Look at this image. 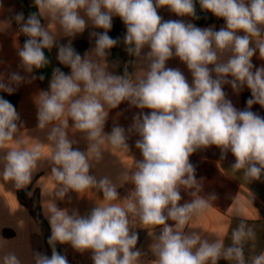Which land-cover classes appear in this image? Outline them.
I'll return each instance as SVG.
<instances>
[{"label": "clouds", "instance_id": "obj_1", "mask_svg": "<svg viewBox=\"0 0 264 264\" xmlns=\"http://www.w3.org/2000/svg\"><path fill=\"white\" fill-rule=\"evenodd\" d=\"M197 3L202 12L222 19L223 26L202 28L159 15V9L167 8L177 17L196 20ZM34 6L27 17L17 12L0 21L6 30L15 22L26 37L22 45L17 38L14 47L18 68L27 74L11 72L7 82L0 75V92L12 95L20 85L32 83L37 78L33 73L51 64L45 49L56 48L58 63L70 69L65 73L53 67L48 90L34 99L48 155L43 142L24 145L17 135L23 125L20 114L0 96V177L26 189L46 163L54 181L53 200L44 209L51 255L32 250L34 264H69L58 244L91 253L93 264H264V252L245 255L256 233L243 219L231 230L228 246L187 228L217 199L215 193L198 196L202 186L190 161L194 153L215 147L221 161L231 153L230 168L249 183L264 176V116L252 111L256 104L264 108V63H253L254 57L264 61V0H34ZM114 17L125 26L122 43L133 58L122 74L116 71L120 62L108 59L121 43L109 35ZM88 28L94 43L81 55L73 40ZM61 38L67 43H59ZM174 58L186 66L191 82L179 68L167 66ZM136 63H142L143 72L133 77L128 65ZM226 85L237 95L250 91L243 110L228 98ZM125 102L138 110L131 124L114 123L105 132L110 112ZM69 130L82 134L85 151L74 148L77 141ZM132 136L138 137L134 143L142 157H133L134 170L122 171L116 180L91 174L93 161L103 158L105 142L130 152ZM11 141L17 146L7 147ZM129 183L121 197L118 189ZM89 190L102 198L83 215L56 204L65 197L70 203L71 192L83 198ZM182 190L192 199L181 203ZM138 228L151 237L150 261L142 260L145 253L137 248ZM3 248L0 242V264H23L15 251Z\"/></svg>", "mask_w": 264, "mask_h": 264}, {"label": "crops", "instance_id": "obj_2", "mask_svg": "<svg viewBox=\"0 0 264 264\" xmlns=\"http://www.w3.org/2000/svg\"><path fill=\"white\" fill-rule=\"evenodd\" d=\"M2 2L4 7L0 9V21L11 19L15 13L22 12L16 0H2ZM28 2L31 6L35 7L34 0H28ZM159 15L164 20L184 19L186 22L194 23L189 17L180 18L175 16L167 8L159 9ZM43 23L46 24L47 22L43 21ZM223 24L214 23L209 26L215 25L216 29H219ZM6 27V25L0 24V75L4 76L5 82H7V76L11 72L20 71L22 75H27L18 68L19 60L16 48L14 47L17 38L20 45L23 44L22 36L16 30L14 23H12L10 29L6 30ZM118 27L125 29L119 17H114L112 31L115 38L122 37ZM91 31L93 29L88 28L82 35L77 36L73 40V47L81 55L93 46L94 42L89 37ZM95 31L102 30L96 29ZM59 43L66 44L67 38H61ZM46 51L52 61L53 67H60L65 73L70 72L69 68L58 63L56 48H53L52 51L46 49ZM108 59L109 62L119 61V68L124 65L123 58L116 59L114 57L113 49ZM253 63L259 66L264 61L254 57ZM167 66L179 68L184 72L189 82H191L190 73L186 66L178 59L174 58L168 61ZM119 68L116 69L118 74H120ZM41 70L44 81L49 84L52 70L44 68ZM142 72V63L133 64V77L142 74ZM33 75L37 78L32 83L20 85L13 93L19 96L18 103L12 104L19 112L20 120L23 124L20 126V131L17 135L22 139L25 146L30 147L37 142H43L44 147L42 151L44 155H48L50 147L46 140V132L45 130L37 129V109L34 99L39 91L48 90L49 87H43L36 71ZM224 90L236 108L243 110L246 107V101L251 96L247 88L239 95L234 94L230 86L226 85ZM137 111L135 108L130 109L126 102L122 103L117 109L110 112L105 125V132H110L114 123H119L127 128L132 122L134 113ZM252 111L264 116V108H261L258 104L253 105ZM69 135L70 138L77 141L74 148H79L81 151L86 150L87 142L83 139L82 134L76 133L73 135L71 130H69ZM137 138L136 136H132L128 141L130 152L124 149H115L105 142L101 146L103 158L98 163L93 161L91 174L96 175L98 178L107 175L116 180L122 171L134 170L133 157L136 160L142 158L140 152L135 148L134 142ZM16 146L15 141H11L7 145L9 148ZM220 156V150L211 147L207 150L194 153L190 157L191 163L196 168V178L200 180L199 183L202 186L198 196L207 198L209 193H215L217 199L210 201V206L200 216L189 221L187 228L194 229L209 239L219 238L225 246H228L231 243V230L237 226L240 219H243L256 233L255 241H251L246 245L245 255L246 257L258 255L264 252V176L258 181L249 183L244 180L241 172H234L230 168L232 163H234V157L231 153H228L226 159L223 161H221ZM49 172L50 167L44 163L33 176L31 184L26 189L21 190L16 189L11 182L5 181L0 177V242L4 243L3 251H15L23 264H34L32 250L41 251L50 256L46 244L45 231L42 226L43 223L49 225L48 219L45 216L47 213L44 212V209L53 200L51 190L54 187V181L48 175ZM130 188L131 184L129 183L125 187L118 189L121 197H124ZM29 192H31V196L28 195ZM181 195L183 197L181 203L192 199L183 190L181 191ZM69 196L71 198L70 203L69 197H65L63 201H56L57 206L61 209L67 208L70 211L77 209L82 215L94 207V202H98L102 198V194L97 193L95 190L85 192L83 198H79L74 192L69 193ZM38 230L39 233L37 232ZM136 231L139 233L137 248H140L145 253V257H142V260H152L154 257L149 251V245L152 242L151 237L143 229L138 228ZM61 253L66 255L69 264H74L77 260H80L83 264H93L91 253H78L70 245H66ZM219 264H233V262L221 260Z\"/></svg>", "mask_w": 264, "mask_h": 264}, {"label": "trees", "instance_id": "obj_3", "mask_svg": "<svg viewBox=\"0 0 264 264\" xmlns=\"http://www.w3.org/2000/svg\"><path fill=\"white\" fill-rule=\"evenodd\" d=\"M16 2L18 4V7L24 13L25 17H27L28 14L36 11V8L31 6L29 4L28 0H16ZM196 13H197V16H199V19L192 20L196 26L204 27V26H209V25L214 24V23H224V21L222 19H217L211 13L202 12L198 3L196 4ZM42 23H43V20H42ZM118 29H119V32L122 34V37H120L121 43L117 47L113 48V53H114V57L116 59L123 58L124 59V64H125V63H128L133 58L130 57L124 51V45L122 43V39H123V36L125 34L126 29H122L121 27H118ZM109 33H110L111 37L115 38L112 30ZM121 49H123V50L121 51ZM45 54L50 59L46 49H45ZM52 67H53V65H52V61H51V64L47 65L44 69L52 70ZM123 68H124V65L121 68H119L118 71H119L120 74L123 73ZM36 72H37L38 76L42 75V70H37ZM128 72L132 75V73H133V64H129L128 65ZM41 83H42L44 88H48L49 87V84H47L44 80L41 81ZM0 96H3L5 99L9 100L13 104H17L18 101H19V96L18 95H14V94L8 95L6 93H0ZM42 226L44 228L45 235H46V244H47V247H48L50 255H51V248L49 247V245L47 243V240H48V238H49V236L51 234L50 226L47 223H43ZM65 246L66 245H59L58 244L57 245V250L61 253Z\"/></svg>", "mask_w": 264, "mask_h": 264}, {"label": "built area", "instance_id": "obj_4", "mask_svg": "<svg viewBox=\"0 0 264 264\" xmlns=\"http://www.w3.org/2000/svg\"><path fill=\"white\" fill-rule=\"evenodd\" d=\"M14 23V25H15V28H16V30L18 31V26L15 24V22H13ZM22 36V39H23V41L26 39V37H24L23 35H21ZM74 264H83L80 260H77Z\"/></svg>", "mask_w": 264, "mask_h": 264}]
</instances>
